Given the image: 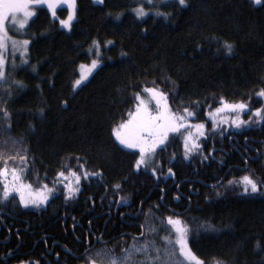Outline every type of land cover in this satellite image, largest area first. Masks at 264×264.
Instances as JSON below:
<instances>
[{
  "label": "trees",
  "instance_id": "1",
  "mask_svg": "<svg viewBox=\"0 0 264 264\" xmlns=\"http://www.w3.org/2000/svg\"><path fill=\"white\" fill-rule=\"evenodd\" d=\"M156 2L168 19L156 16V9L137 18L133 10L146 0H76L71 29L38 7L21 34L31 41L28 62L8 59L4 89L12 85L11 97L0 90L11 114V136L21 143H0V150L9 155L21 146L26 150L24 182L34 189L52 187L62 167H78L77 157L89 173L102 176L82 179L79 193L68 201L58 184L61 190L40 207H24L16 193L0 202V264L28 258L55 264L57 253L59 264H82L72 254L99 247V240L118 251L141 232L149 213L158 226L162 217L179 216L189 229L188 247L204 264H264V195L242 194L227 183L245 173L264 181V122L239 129L221 123L213 130L208 116L221 97L252 109L264 105L256 96L264 88V4ZM57 14L63 19L68 10L60 7ZM93 41L99 42L101 63L74 89L80 65L97 58ZM225 42L232 44L231 53ZM153 81L174 98V110L198 101L192 123H204L206 132L198 141L200 152L187 160L181 136L158 149L155 176L151 168L137 171L138 151L112 135L134 110V93ZM4 139L7 134L0 133ZM117 183L119 189L113 187ZM178 264L190 262L181 257Z\"/></svg>",
  "mask_w": 264,
  "mask_h": 264
},
{
  "label": "snow or ice",
  "instance_id": "2",
  "mask_svg": "<svg viewBox=\"0 0 264 264\" xmlns=\"http://www.w3.org/2000/svg\"><path fill=\"white\" fill-rule=\"evenodd\" d=\"M97 3H103L104 0H95ZM180 6L184 7L187 0H178ZM255 5L264 4V0H252ZM61 5H67L68 14L66 18L58 17V9ZM36 6H46L48 12L54 19H59V23L64 29H71L72 22L75 18L76 0H0V90L3 95L11 97L12 85L4 89L7 81V54L9 47L12 51L13 62L16 54L23 63H27L26 54L29 51L31 41L29 39L16 40L9 32L12 30L26 32L30 20L37 14ZM150 9H156L155 15L168 19L169 16L165 12L159 10L156 0H146V4H140L133 11L139 19H143L150 14ZM119 17H117L118 19ZM111 44V41L107 42ZM96 48V57L91 60L90 65H80L81 73L79 79H76L73 88L80 86L92 70L95 69L100 60L99 42L93 41ZM224 47L231 53L232 44L225 42ZM87 69V71H85ZM17 88L23 87L20 81L13 82ZM256 96L264 98V88L256 92ZM134 110L130 109L127 113V119H123L119 124L113 127L112 135L124 148L137 150L139 155L135 161V168L139 171L141 168H151L152 174L157 175L156 170V153L159 149L163 151L168 145L170 139L175 136L183 138L184 159H189L193 153L200 152L201 145L198 142L200 137L206 136L204 123H192V119L196 116L193 110L194 105L199 102H192L189 106L178 105L174 110L172 108L173 100H170L169 92L164 91L153 81V86H145L142 91L134 93ZM249 111L248 120L241 118V114ZM224 112L233 113L231 117H224ZM220 116L219 122L217 116ZM208 116L212 120L213 130L219 127L221 123H229L230 126L237 129L249 122L257 124L264 122V105L252 109L250 105L244 101L228 102L223 97L220 98V105L211 109ZM11 114L7 107V101L0 96V133L7 134V139L0 141L4 145L9 142L15 146L21 142L11 136ZM223 131V130H221ZM203 159H208L204 156ZM19 160L17 165L15 161ZM80 158L77 157V168L68 166L62 167L57 173L53 181V186L49 187L47 183L39 188H33L31 183L24 182V175L28 168V157L23 147L16 149L14 154H6V150H0V184L3 185L0 191V202L7 201L11 193L19 195V202L24 207L33 205L40 207L49 199V195L61 189L56 185H62L65 194V200H71L76 197L80 191V183L82 179H88L90 176H102V173H89L84 164L79 163ZM80 169H83L81 175ZM168 173L173 174L171 167ZM229 186L235 185L240 188L242 194H256L261 192L264 181H260L250 173H245L239 178L229 180ZM119 189V183L113 186ZM219 195V193H218ZM14 199V197H13ZM120 201L127 202L126 197H121ZM119 203V202H117ZM151 211V210H150ZM150 214V213H149ZM146 214L145 224L141 225V232L137 236H132L131 241H125L119 246L108 247L107 242L99 240V247L89 245L84 248L82 253L72 254L73 258L80 260L82 264H178L180 258L185 261H194L195 264H204L191 252L188 247L189 229L184 221L176 215H168L161 218V225H157L153 220L148 219ZM165 235L161 236L160 233ZM123 239V237H122ZM67 253H71L66 248ZM60 254L57 253L55 264H59ZM18 264H42L39 259H21ZM215 264H225L222 260H216Z\"/></svg>",
  "mask_w": 264,
  "mask_h": 264
},
{
  "label": "rangeland",
  "instance_id": "3",
  "mask_svg": "<svg viewBox=\"0 0 264 264\" xmlns=\"http://www.w3.org/2000/svg\"><path fill=\"white\" fill-rule=\"evenodd\" d=\"M38 7H46V6H36V8H38ZM60 7H64V8H67V5H61ZM47 8V7H46ZM67 17V16H66ZM65 17V18H66ZM31 21V20H30ZM23 32H19V31H15V30H12V31H10L9 32V35H11L14 39H16V40H23V39H27V38H22L21 37V34H22ZM16 57H19V54L17 53L16 54ZM8 59H13V56H12V51H11V48L9 47V50H8V54H7V60ZM95 69H93L92 70V72L94 71ZM85 71H87V69H85ZM91 72V73H92ZM90 75V74H89ZM88 75V76H89ZM248 111H245L244 113H242L241 114V117L245 114V113H247ZM224 117H231L232 115H234L233 113H230V112H224L223 114H222ZM2 185V184H1ZM2 187H3V185H2ZM17 194V193H16ZM17 196H18V200H19V195L17 194ZM190 264H195L193 261H191L190 262Z\"/></svg>",
  "mask_w": 264,
  "mask_h": 264
}]
</instances>
